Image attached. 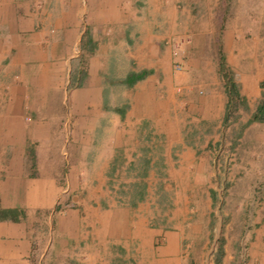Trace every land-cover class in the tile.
I'll use <instances>...</instances> for the list:
<instances>
[{
	"label": "rangeland",
	"instance_id": "rangeland-1",
	"mask_svg": "<svg viewBox=\"0 0 264 264\" xmlns=\"http://www.w3.org/2000/svg\"><path fill=\"white\" fill-rule=\"evenodd\" d=\"M168 4L160 13L163 26L148 40V48L153 51L146 61L151 64L150 73L170 80L179 77L181 81L164 91L155 85L145 93L142 105L153 113L150 118L156 114L152 111L158 110V125L148 119L140 120L135 113L137 108H130V91L122 76L133 65L124 57L127 49L119 47L118 57L103 63V121L94 122L96 113L91 108L67 103L57 125L65 134L59 135L57 131L50 140L56 161V186L64 202L56 205L57 210L81 213L87 207L107 209L114 205L133 209L149 200L153 202L150 228L171 231L180 223L178 264H264V120L247 123L264 99V0H171ZM137 17L141 15L137 13ZM108 29L102 26L100 30L107 33ZM108 36L124 42L126 33L111 30L100 37ZM181 38L182 49L175 54L173 42ZM85 47L91 51L93 46ZM174 59L183 63L182 70H173ZM253 74V89L258 90L259 99L248 100L249 106L238 92L239 78ZM72 80L70 85L74 89L77 76ZM214 83L223 88L232 83L237 92L225 122L191 123L188 117L183 119L173 110L174 102L186 94L205 96ZM185 108L182 111L186 112ZM112 121L114 129L110 128ZM182 135L187 136L189 143H195L196 161L204 165H199L194 173L202 176L203 182L190 188L197 201L189 200L193 194L187 192L190 203L184 206L189 212L185 219L178 220L172 216L179 187H174L170 172L176 175L171 169L177 168L179 156L174 149L168 154L165 146ZM6 143L8 139L0 138V148ZM4 164L5 156L0 154V179ZM32 173L33 170L29 174ZM0 207H4L1 201ZM17 208H23L26 217L19 222L0 220V244L17 240L9 227L17 223L32 241V248L34 239L38 252L45 249L43 264H57L46 254L53 239L55 214L50 220L30 206ZM69 222H62L61 229L67 230ZM162 239V244L155 238L142 243L140 248L134 245L127 253L109 244L105 261L156 264L159 252L174 246L173 239ZM62 246H55V256ZM27 260V264H34L33 250ZM9 264L17 263L10 260Z\"/></svg>",
	"mask_w": 264,
	"mask_h": 264
},
{
	"label": "crops",
	"instance_id": "crops-1",
	"mask_svg": "<svg viewBox=\"0 0 264 264\" xmlns=\"http://www.w3.org/2000/svg\"><path fill=\"white\" fill-rule=\"evenodd\" d=\"M168 3L171 0H0V138L9 140L0 148V154L5 156L0 201L9 208L30 206L50 220L55 214L53 239L46 254L57 264H109L105 261L109 244L127 253L134 245L139 247L155 238L160 242L162 238L174 241L173 247L159 252L156 264L179 262L176 254L180 250V223L171 231L150 228L153 202L149 200L138 203L133 209L114 205L107 209L87 207L81 213L78 210L58 211L56 205L62 204L63 198L56 186V161L50 146L57 131L59 135L63 132L57 125L63 119L67 103L72 107L78 104L91 108L96 113L94 122L103 121V63L118 57V49L122 46L127 49L124 57L133 65L122 79L129 74L146 73L130 86L124 83L130 91L129 106L137 108L135 113L140 120L148 119L149 123L158 125V110H153L156 114L150 118L149 114L153 113H148L146 105H142L145 93L155 85L164 91L181 81L179 77L170 80L150 73L152 67L146 61L153 51L148 48L151 43L148 40L163 26L160 13H164ZM137 13L141 17H137ZM102 26L109 28L107 33L111 30L125 32L124 42L114 36L100 37L107 34L101 32ZM144 28L150 30L144 31ZM86 44L93 46L91 51L86 50ZM75 75L77 87L73 89L70 83ZM239 81L238 92L247 104L250 106L248 100L258 101L259 92L253 89L256 74L240 76ZM227 102L225 88L214 83L205 96L186 94L182 100L174 102L173 110L176 109L183 119L188 117V122L209 121L218 125L224 122ZM184 108L186 112L182 111ZM110 128H115L113 121ZM180 137L169 141L165 151L169 154L174 149L179 156L177 168L171 169L176 175L170 172L171 182L179 187L175 191L172 219L183 220L189 212L184 206L190 203L187 192L193 194L189 200L194 201L196 196L191 189L203 182L202 176L194 173L204 163L196 161L195 143H189L185 135ZM31 170L32 175L29 174ZM65 220H69L71 226L62 230L61 223ZM16 224L9 227L17 240L0 244L2 264H9L10 260L27 264L32 250L33 263L43 264L45 249L38 252L34 239L32 248L25 230ZM61 243L62 251L55 256V246Z\"/></svg>",
	"mask_w": 264,
	"mask_h": 264
},
{
	"label": "trees",
	"instance_id": "trees-1",
	"mask_svg": "<svg viewBox=\"0 0 264 264\" xmlns=\"http://www.w3.org/2000/svg\"><path fill=\"white\" fill-rule=\"evenodd\" d=\"M146 73L142 72L141 74H129L125 80L124 83L127 86H130L133 84V82L141 79ZM225 90L227 92L228 96V102H227V114H225L224 122L226 121L228 117V110L229 105L232 102V99L234 96L237 95V92L234 89V85L232 83H227ZM264 120V99L261 100L260 104L256 107L254 112L251 114L250 118L247 120V123H250L252 121H263ZM26 217V212L23 208H4L0 207V220H10L13 222H19L21 219Z\"/></svg>",
	"mask_w": 264,
	"mask_h": 264
},
{
	"label": "built area",
	"instance_id": "built-area-1",
	"mask_svg": "<svg viewBox=\"0 0 264 264\" xmlns=\"http://www.w3.org/2000/svg\"><path fill=\"white\" fill-rule=\"evenodd\" d=\"M184 42V38H181V40L180 39H177L176 41H174L173 42V47H174V51H173V53H177V51H181V47H182V43ZM171 44V43H170ZM173 70L174 71H180V70H182V68H183V63L180 61V60H178V59H174L173 60ZM176 91H180V88H177L176 89Z\"/></svg>",
	"mask_w": 264,
	"mask_h": 264
}]
</instances>
